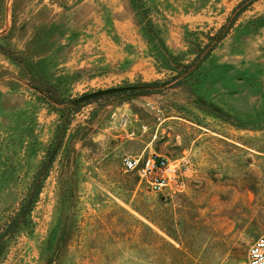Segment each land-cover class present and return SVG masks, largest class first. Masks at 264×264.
Wrapping results in <instances>:
<instances>
[{
  "label": "rangeland",
  "instance_id": "rangeland-1",
  "mask_svg": "<svg viewBox=\"0 0 264 264\" xmlns=\"http://www.w3.org/2000/svg\"><path fill=\"white\" fill-rule=\"evenodd\" d=\"M154 154L186 161L179 189L125 171ZM49 161L0 264H248L264 0H0V238Z\"/></svg>",
  "mask_w": 264,
  "mask_h": 264
},
{
  "label": "built area",
  "instance_id": "built-area-1",
  "mask_svg": "<svg viewBox=\"0 0 264 264\" xmlns=\"http://www.w3.org/2000/svg\"><path fill=\"white\" fill-rule=\"evenodd\" d=\"M123 167L126 172L135 174L140 182L160 191L179 189L181 179L188 170L184 159L175 160L157 154L146 161L142 157L125 158ZM247 261L248 264H264V234L254 240Z\"/></svg>",
  "mask_w": 264,
  "mask_h": 264
},
{
  "label": "trees",
  "instance_id": "trees-1",
  "mask_svg": "<svg viewBox=\"0 0 264 264\" xmlns=\"http://www.w3.org/2000/svg\"><path fill=\"white\" fill-rule=\"evenodd\" d=\"M244 10H245V6L239 12L242 13ZM224 30H225V27H223L222 30L220 31V33L217 35V39H216L217 43L224 38V35L226 33V32H224ZM154 85L155 84H149L147 86L153 87ZM88 103H90V101H88L86 104H88ZM83 104H85V103H83ZM50 163H51V161H49V163H46V162L43 163V166H42L40 172L37 174V177H36V180H35V182L33 184V188H32L31 193H29V196L26 199L25 203L22 205L20 211L12 219L11 223L6 228L5 233L1 236L0 243L2 242V237L6 236L11 231L12 232L17 231V230H19V228L21 226L26 225L27 218H28V216L30 215V213L32 211L34 203H35V201L37 199V195L39 193V189H40L41 184H42V182L44 180V178H41V176H42L44 170L47 168L48 164L50 165ZM0 246H1V244H0Z\"/></svg>",
  "mask_w": 264,
  "mask_h": 264
},
{
  "label": "water",
  "instance_id": "water-1",
  "mask_svg": "<svg viewBox=\"0 0 264 264\" xmlns=\"http://www.w3.org/2000/svg\"><path fill=\"white\" fill-rule=\"evenodd\" d=\"M134 88L132 87H124V88H117V89H111V90H106V91H101L98 93H93L90 95H86L76 101L77 104L79 103H85L91 100L99 99L101 97L107 96V95H114V94H119V93H124L128 92L129 90H132Z\"/></svg>",
  "mask_w": 264,
  "mask_h": 264
}]
</instances>
